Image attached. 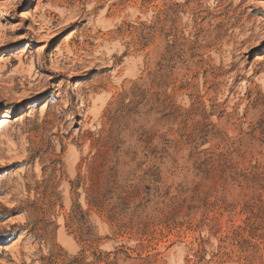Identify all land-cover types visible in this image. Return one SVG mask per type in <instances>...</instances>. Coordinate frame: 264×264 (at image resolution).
<instances>
[{"label": "rangeland", "instance_id": "obj_1", "mask_svg": "<svg viewBox=\"0 0 264 264\" xmlns=\"http://www.w3.org/2000/svg\"><path fill=\"white\" fill-rule=\"evenodd\" d=\"M0 264H264V0H0Z\"/></svg>", "mask_w": 264, "mask_h": 264}, {"label": "bare ground", "instance_id": "obj_2", "mask_svg": "<svg viewBox=\"0 0 264 264\" xmlns=\"http://www.w3.org/2000/svg\"><path fill=\"white\" fill-rule=\"evenodd\" d=\"M7 123H8V120L7 119H3V120H1V122H0V127H4V126H6L7 125Z\"/></svg>", "mask_w": 264, "mask_h": 264}]
</instances>
